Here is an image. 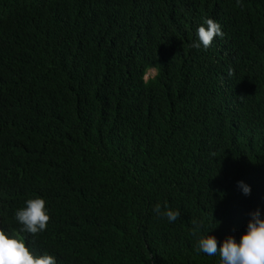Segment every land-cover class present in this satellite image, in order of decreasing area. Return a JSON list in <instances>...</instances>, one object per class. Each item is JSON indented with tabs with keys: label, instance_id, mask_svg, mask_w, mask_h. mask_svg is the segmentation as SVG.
Masks as SVG:
<instances>
[{
	"label": "trees",
	"instance_id": "trees-1",
	"mask_svg": "<svg viewBox=\"0 0 264 264\" xmlns=\"http://www.w3.org/2000/svg\"><path fill=\"white\" fill-rule=\"evenodd\" d=\"M209 18L223 37L191 47ZM37 197L33 235L15 212ZM257 209L264 0H0L6 234L56 264H221L198 240L239 242Z\"/></svg>",
	"mask_w": 264,
	"mask_h": 264
},
{
	"label": "clouds",
	"instance_id": "clouds-1",
	"mask_svg": "<svg viewBox=\"0 0 264 264\" xmlns=\"http://www.w3.org/2000/svg\"><path fill=\"white\" fill-rule=\"evenodd\" d=\"M242 6V0H236ZM207 27L201 25L197 29L198 42H193L191 47L204 49L211 46L214 38L223 37L224 33L218 22L209 18L205 21ZM227 75H235L229 67ZM244 194H250V186L243 181L238 182ZM26 206L15 212V220L23 227L21 231L37 235L46 230L50 216L46 211V202L37 197L26 200ZM154 211L158 215L167 218L171 223L176 221L180 212L167 205L161 208L157 204ZM214 217V216H213ZM251 219L247 224V231L241 235L239 242L234 236L229 235L218 247L217 239L213 235L201 236L197 242V249L209 256L219 255L221 264H264V217H261L259 209L251 213ZM215 219V218H214ZM194 231H199L203 225L198 221H192ZM0 264H56L52 255L44 254L35 256L22 239L10 237L3 229H0Z\"/></svg>",
	"mask_w": 264,
	"mask_h": 264
},
{
	"label": "rangeland",
	"instance_id": "rangeland-1",
	"mask_svg": "<svg viewBox=\"0 0 264 264\" xmlns=\"http://www.w3.org/2000/svg\"><path fill=\"white\" fill-rule=\"evenodd\" d=\"M152 74V72H150Z\"/></svg>",
	"mask_w": 264,
	"mask_h": 264
}]
</instances>
